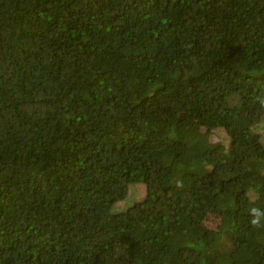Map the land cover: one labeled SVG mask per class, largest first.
I'll list each match as a JSON object with an SVG mask.
<instances>
[{"label":"trees","instance_id":"16d2710c","mask_svg":"<svg viewBox=\"0 0 264 264\" xmlns=\"http://www.w3.org/2000/svg\"><path fill=\"white\" fill-rule=\"evenodd\" d=\"M0 264H264V0H0Z\"/></svg>","mask_w":264,"mask_h":264},{"label":"rangeland","instance_id":"374dc122","mask_svg":"<svg viewBox=\"0 0 264 264\" xmlns=\"http://www.w3.org/2000/svg\"><path fill=\"white\" fill-rule=\"evenodd\" d=\"M126 168L128 175L133 178L139 179L144 175V167L138 159L128 160ZM160 214H162V212H160Z\"/></svg>","mask_w":264,"mask_h":264}]
</instances>
